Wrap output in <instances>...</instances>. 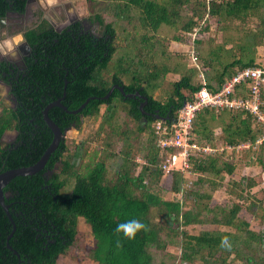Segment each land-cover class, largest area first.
<instances>
[{
  "label": "trees",
  "instance_id": "16d2710c",
  "mask_svg": "<svg viewBox=\"0 0 264 264\" xmlns=\"http://www.w3.org/2000/svg\"><path fill=\"white\" fill-rule=\"evenodd\" d=\"M14 1L22 12L25 0ZM86 2L89 30L76 24L57 32L41 18L24 33L30 56L21 65L0 60V81L13 99L0 113V173L34 165L52 141L43 110L57 100L66 108L47 112L64 138L44 168L3 189L11 220L0 206V264L79 257L97 264H264V188L254 191L261 178L234 179L243 167L264 171V145L237 151L262 128L242 111L203 109L193 139L222 151L191 157L189 172L167 173L154 130L165 117L170 126L204 84L214 93L236 71L264 66L257 55L264 0ZM196 28L209 36L192 41ZM171 44L187 46L195 64ZM113 86L133 97L114 89L103 99ZM91 97L80 113H68ZM87 121L97 122L90 137H66ZM8 132L12 143L3 141ZM158 192L181 198L164 200ZM133 219L147 230L133 240L115 232ZM81 220L92 236L87 250ZM195 227L203 229L188 232ZM223 237L230 247H221Z\"/></svg>",
  "mask_w": 264,
  "mask_h": 264
},
{
  "label": "built area",
  "instance_id": "2783aa9c",
  "mask_svg": "<svg viewBox=\"0 0 264 264\" xmlns=\"http://www.w3.org/2000/svg\"><path fill=\"white\" fill-rule=\"evenodd\" d=\"M192 41L202 38L199 29L189 34ZM192 64H195L192 58ZM202 79V76H200ZM203 81V79H202ZM264 66L249 67L236 71L227 78L218 91L212 93L205 84L194 94V99L185 102L178 110L177 117L169 125L165 120H158L154 125L158 138L157 146L166 159L162 164L164 172L180 170L189 172L190 159L197 155L211 157L222 148H213L210 145H199L193 139V123L196 114L203 109H212L216 113L221 111H242L250 115L254 123L262 128V133L252 141L238 146L237 150L256 148L264 145ZM230 148V147H228ZM182 164L177 167L176 160Z\"/></svg>",
  "mask_w": 264,
  "mask_h": 264
},
{
  "label": "rangeland",
  "instance_id": "374dc122",
  "mask_svg": "<svg viewBox=\"0 0 264 264\" xmlns=\"http://www.w3.org/2000/svg\"><path fill=\"white\" fill-rule=\"evenodd\" d=\"M42 7H37L36 5H31L30 6V10L33 11L34 13H38L41 11L42 14H44L46 17H49L48 19L55 24L56 27H61L64 24L68 23L69 21V15L70 16H75L76 18H85L87 16L91 17V11L89 10L88 4L86 2V0H74V1H69V0H46L44 3H41ZM102 6V10H104V5H100ZM100 8V7H97ZM35 19H32L30 22H28V25H31V22L34 21ZM16 35V34H15ZM201 37H207L209 36L208 34H201ZM213 35V32L211 33L210 37ZM19 37L16 36V39ZM10 48V47H9ZM170 49L173 52H179L181 54L184 55L185 59L189 62L190 65L192 64V56L190 54V52L188 53L189 48L187 46H179L177 44H171L170 45ZM7 54L9 56H14L15 51L11 48L10 49H3L0 50V58H2V56L4 54ZM257 55L258 58L260 60L264 59V44L258 48L257 51ZM178 77H174V76H169L168 80L171 82H174V80H177ZM12 107L13 106V102H12V98L8 93V88L4 83L0 82V113L2 112L4 107ZM96 125L97 122L96 121H87L83 124V129L81 131H76L74 129H71L69 131H67L66 133V137L68 139H74L76 142H78L80 139H85L88 136L90 137L93 132L96 130ZM14 138V133L12 132H8L5 134V137L3 139L4 143H8L10 140H12ZM237 151H241V150H237ZM141 157L138 156L136 159L138 162H141ZM177 163V167L179 168V166H181L182 164V160L181 159H177L176 160ZM261 173V170L259 168H248V167H243L240 170H238V172L234 175V179L235 180H239V178H243V176H254L257 175L259 177L258 174ZM227 179H229V177H227ZM260 179V177H259ZM258 179V181H259ZM261 180V179H260ZM191 182V181H190ZM190 185V184H189ZM264 188V181L263 182H259L257 188L254 189V191L257 192V190L259 191L260 189ZM158 196L163 198L164 200H179L181 198L180 195H174L171 193H164V192H158ZM216 197L218 199L223 198L221 196V194L217 195ZM80 224V230H81V240L84 243V246L86 248V250L88 248H90L92 246V236L90 234L89 228L84 224V222L81 220L79 221ZM254 227L256 228L257 226L254 225ZM203 228L202 227H195L193 228H188V232L192 233V234H197L199 233ZM87 252V251H85ZM76 259V258H75ZM59 264H97L95 262H93L90 259H80L77 258L76 260H70L67 258H63Z\"/></svg>",
  "mask_w": 264,
  "mask_h": 264
},
{
  "label": "flooded vegetation",
  "instance_id": "af4514ba",
  "mask_svg": "<svg viewBox=\"0 0 264 264\" xmlns=\"http://www.w3.org/2000/svg\"><path fill=\"white\" fill-rule=\"evenodd\" d=\"M45 1L46 0H25V6L22 12H20L16 10V1L0 0V50L11 48V50L13 49L15 51L14 56H9L5 53L2 58H0V60L6 61L12 65H21L25 58L30 56L31 48L24 38V33L29 29L35 28L41 18L46 19L51 27L57 32H61L62 30L76 24H78L80 28L86 31L92 27V20L90 16L80 19L76 18L75 16L69 15L68 23L64 24L61 27H56L55 24L48 19L49 17H46L44 14H42V12L44 11L40 10V12L34 13L30 10L31 5L42 7L41 3H44ZM32 19L35 20L31 22V25H28V22H30ZM18 35L19 37L16 39V36ZM21 37L24 38L25 43L28 45L30 49L29 52L24 51V49L22 48ZM7 88L9 93L10 89L8 86ZM13 139L10 140L9 143H12Z\"/></svg>",
  "mask_w": 264,
  "mask_h": 264
},
{
  "label": "water",
  "instance_id": "95a60500",
  "mask_svg": "<svg viewBox=\"0 0 264 264\" xmlns=\"http://www.w3.org/2000/svg\"><path fill=\"white\" fill-rule=\"evenodd\" d=\"M21 41H22V48L24 49V51L29 52L30 49H29L28 45L25 43V40L23 37H21ZM114 89H118L121 93H123L125 95V97H128V98L133 97L132 94H125L122 87L113 86L109 90L108 94L105 97H103V99H105V100L109 99V97L112 94ZM134 96H139V94L135 93ZM143 98H144V100H146L145 97H143ZM91 99H95V98L94 97L88 98L78 109H76L74 111H70V112L68 111V113H71V114L80 113L82 111V109L85 108V106L87 105V103ZM144 104H145V102L140 106L141 109H142V106ZM52 107H60V108H63L64 110H66V108L63 107L62 104L60 103V100H57L55 102L50 103L43 110V112H42L43 120L45 121L46 125L48 126V128L50 129V131L52 133V141H51L50 145L48 146V148L45 150L44 154L41 156V158L34 165H32L30 167H22V168L8 170V171H5L3 173H0V206L3 208L4 212L6 213V215L8 216V218L10 220H11V217L8 213V207L4 204L3 189L15 177L30 176V175L38 173L40 170H42L44 168L47 160L49 159L50 154L53 153L57 149L61 140L64 138V134L61 131V129L54 122H52L50 120V118L48 117L47 112ZM156 119H161V117H157ZM167 119H168V117L163 118V120H167ZM262 178L264 179V172L262 174ZM263 248H264V241H263Z\"/></svg>",
  "mask_w": 264,
  "mask_h": 264
},
{
  "label": "clouds",
  "instance_id": "9594fccd",
  "mask_svg": "<svg viewBox=\"0 0 264 264\" xmlns=\"http://www.w3.org/2000/svg\"><path fill=\"white\" fill-rule=\"evenodd\" d=\"M142 230H147V226L140 222L139 220L133 219L126 221L124 223L118 224L115 232L117 234H123V237L127 240L135 239L138 232ZM117 247H122V242L117 240ZM221 247H230L227 237H223L221 240Z\"/></svg>",
  "mask_w": 264,
  "mask_h": 264
},
{
  "label": "crops",
  "instance_id": "0c3cea01",
  "mask_svg": "<svg viewBox=\"0 0 264 264\" xmlns=\"http://www.w3.org/2000/svg\"><path fill=\"white\" fill-rule=\"evenodd\" d=\"M263 172H264V171H262V170H261V173H260V174H258V175L260 176V178H261V182H263V181H264V179L262 178V174H263ZM222 197H224V196H222Z\"/></svg>",
  "mask_w": 264,
  "mask_h": 264
}]
</instances>
